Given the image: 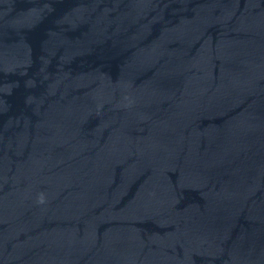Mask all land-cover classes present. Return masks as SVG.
Returning a JSON list of instances; mask_svg holds the SVG:
<instances>
[{"label":"water","instance_id":"obj_1","mask_svg":"<svg viewBox=\"0 0 264 264\" xmlns=\"http://www.w3.org/2000/svg\"><path fill=\"white\" fill-rule=\"evenodd\" d=\"M0 264H264V0H0Z\"/></svg>","mask_w":264,"mask_h":264}]
</instances>
